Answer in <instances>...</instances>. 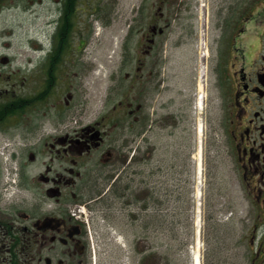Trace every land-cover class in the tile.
I'll return each mask as SVG.
<instances>
[{"label": "flooded vegetation", "instance_id": "obj_1", "mask_svg": "<svg viewBox=\"0 0 264 264\" xmlns=\"http://www.w3.org/2000/svg\"><path fill=\"white\" fill-rule=\"evenodd\" d=\"M148 1H140L136 13L139 21ZM72 2L0 0V264H120L123 251L111 240L118 232L92 231L88 220L75 218L76 210L85 206L94 215L102 204L111 208L117 202L127 209V217L130 214L141 224L137 218L141 203L146 208L156 204L154 173L149 169L148 177L141 178L140 166L150 164V153L141 150L147 128H151L148 123H152L143 103L147 100L145 85L151 84L157 72L154 57L159 54L163 30L156 25L168 26V14L161 10L164 7L168 12L173 1L151 3L155 11L137 30L136 54L131 62L134 72L127 76L138 87L134 99L124 98L123 93L111 108L106 105L105 114L93 123L62 132L63 123L58 120L60 71L59 66L53 71L52 62L58 53L61 20ZM50 3L57 8L45 14L41 37L29 38L26 43L32 55L24 57L22 67L15 66L11 39L23 22L13 25V14L31 17L34 24L42 16L37 10ZM248 10L240 17L229 14L221 19L222 37L215 44L212 67L218 107L216 129L225 155L233 162V171L241 175L250 191V206L261 207L264 215V7ZM36 47H44L38 63L33 58ZM126 111L133 114L128 128L134 136L127 142L134 145L124 149V137L112 135L125 122ZM131 157L136 168L130 173L124 165ZM42 158H49V163L43 166L37 162ZM91 158V165L81 169V162ZM143 222L146 235L145 217ZM152 233L155 235V228ZM106 240L112 242L111 247ZM137 253L150 256V249Z\"/></svg>", "mask_w": 264, "mask_h": 264}, {"label": "rangeland", "instance_id": "obj_2", "mask_svg": "<svg viewBox=\"0 0 264 264\" xmlns=\"http://www.w3.org/2000/svg\"><path fill=\"white\" fill-rule=\"evenodd\" d=\"M140 1H80L77 28L71 38L70 57L62 65L60 74L61 107L58 120L63 123L62 132L64 128L93 123L104 113L106 105L112 106L117 101L118 86H110L109 76L116 63L122 59L120 49L123 42H127L132 56L135 54L139 24L135 16ZM261 6L264 7V0H177L173 9L168 10L167 19L171 26L162 37L165 41L163 51L165 49L166 52H162L158 65L163 83L156 91L154 87L151 91L146 84L149 89L146 91L147 100L143 103L145 113L153 120V128L148 134V141L142 146L144 153H150V164L140 167L141 178L148 177L149 169L154 173L156 206L142 210L141 203L138 208L140 215L137 217L141 219L140 224L130 214L127 217V209L120 208L117 202L111 208L102 204L93 217V227L89 225L92 231L105 233L107 229L105 231L100 226L110 227L111 232L117 231L124 237L123 241L127 245L125 249H131V245L136 243V237L144 235L143 218L146 217L147 226L151 228L150 235L148 236L147 230V240L141 238L134 249L138 247L153 250L151 264H192L196 241L200 247V264H264V254H260L264 249V215L261 207L256 209L250 206L247 198L250 191L241 181V175L233 171V162L225 155L224 147L218 140L217 92L213 71L209 68L207 97L201 111L194 109L193 96L197 62L195 41L199 23H203L208 32L209 46L211 44V47H215L217 39L222 37L220 26L223 17L232 14V17L235 15L237 18L245 13L246 8L249 12H255ZM97 7H100L99 11ZM56 8L51 3L43 10L39 8L37 12L39 14L41 11L42 16L34 24L30 23L31 17L13 14V25L23 22L20 29L14 28L11 39V53L13 57H17L15 66L22 67L25 64L24 59L30 54L27 41L29 38L41 37V24L45 21L47 12H55ZM142 12L144 19L141 18V24L152 13V7L146 4ZM199 16L200 21L197 20ZM224 39L226 40L225 35ZM160 46L162 48V44ZM39 57L38 52L33 55L34 59ZM123 72L132 73V68L124 66ZM123 75L121 82H118L119 86L125 93L124 98L131 97L133 100L135 95L127 92L131 90V83ZM149 99H152L151 105ZM125 113L124 119L130 120L128 115L133 114L127 111ZM199 124L203 129V170L201 198L197 201L195 156L199 142L196 129ZM120 125L117 137L125 138L126 149L128 143L125 141L131 134L126 131L127 122L122 121ZM93 160L91 158L87 162H81V169L89 167ZM37 162L45 166L49 163V158H42ZM150 178L153 188L152 174ZM146 189L148 193L149 188ZM143 196L141 192L140 197ZM197 210L200 211L198 229ZM133 213L135 212L131 214ZM154 228L155 235L152 233ZM196 229L199 230L198 240ZM106 241L111 247L113 240ZM126 261L125 255H122L120 264H126Z\"/></svg>", "mask_w": 264, "mask_h": 264}, {"label": "trees", "instance_id": "obj_3", "mask_svg": "<svg viewBox=\"0 0 264 264\" xmlns=\"http://www.w3.org/2000/svg\"><path fill=\"white\" fill-rule=\"evenodd\" d=\"M81 0H73L67 10L64 13V16L61 20V26L58 30V53H55L53 60V71L57 69L58 63L63 64V59L66 52L70 49V35L72 31L77 26V5Z\"/></svg>", "mask_w": 264, "mask_h": 264}, {"label": "bare ground", "instance_id": "obj_4", "mask_svg": "<svg viewBox=\"0 0 264 264\" xmlns=\"http://www.w3.org/2000/svg\"><path fill=\"white\" fill-rule=\"evenodd\" d=\"M196 133H197V136H198V150H197V153H196V156H195V161H196V166H197V190H196V200L197 201H200V198H201V176H202V145H201V137H202V132H203V129H202V125L199 124L197 129H196ZM199 205V204H197ZM199 209V208H198ZM200 211L197 210V216H196V227L197 229L199 228L197 225L198 224V221H199V218H198V213ZM196 237H197V240H198V234H196ZM199 242L196 241V249L194 251V254H193V262L192 264H200V247H199Z\"/></svg>", "mask_w": 264, "mask_h": 264}, {"label": "built area", "instance_id": "obj_5", "mask_svg": "<svg viewBox=\"0 0 264 264\" xmlns=\"http://www.w3.org/2000/svg\"><path fill=\"white\" fill-rule=\"evenodd\" d=\"M200 77H201L200 79L202 80V76H201V75H200ZM201 85H202V84H201Z\"/></svg>", "mask_w": 264, "mask_h": 264}]
</instances>
